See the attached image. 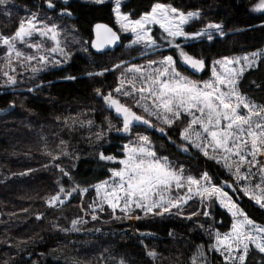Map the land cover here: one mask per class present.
Instances as JSON below:
<instances>
[{
	"label": "snow or ice",
	"instance_id": "snow-or-ice-1",
	"mask_svg": "<svg viewBox=\"0 0 264 264\" xmlns=\"http://www.w3.org/2000/svg\"><path fill=\"white\" fill-rule=\"evenodd\" d=\"M76 2L42 0V7L57 14L53 20L17 6L14 0H0V17L15 25L8 33L0 31V87L13 92L25 81L32 84L25 89L29 94L51 86L53 82L46 84L41 74L68 64L77 46L89 57L94 55L90 49L106 56L123 43L122 34H131L124 45L128 53L85 73L89 78L116 76L115 84L107 89L103 80L93 88L102 110L91 108L63 118V127L69 131L87 127L93 150L90 160L107 178L95 184L85 181L89 186L82 187L62 165L63 159L70 158L75 169L81 159L79 153L70 151L69 141L59 132L52 133L50 140L43 126L35 133L48 158L42 168L58 173L55 191L44 198L45 205L61 210L73 199L81 200L80 214L69 226L54 221L52 227L64 233L90 231L84 228L89 223L85 217L95 222L106 211L113 220L163 222L183 217L207 237L204 244H192L189 264H215L216 257L209 260L210 253L218 255L220 264H264V102L245 90V83L250 82L264 91V81L248 79L252 72L264 70V48L214 59L191 52L245 30H227L223 22L208 20L210 8L185 7L170 0H157L140 9L131 0H82L85 7L107 6L118 25L114 29L108 23H94L95 38L83 40L76 26L68 23L75 16ZM250 12L264 18V0H251ZM259 27L264 29V24ZM61 79L75 81L77 76L67 74ZM15 104L12 101L0 113L14 109ZM97 114L103 116L99 124L92 118ZM26 127L31 129L32 124ZM217 169L227 178L222 179ZM34 171L27 168L12 175L23 177ZM90 189L95 195L85 207L82 197ZM185 208L191 210L185 212ZM253 210L260 213L258 218H253ZM35 215L40 220L44 213ZM222 216L230 217L229 231H220L225 223ZM91 231L94 235L101 229ZM136 232L151 234L139 228ZM168 235L175 239L174 230L169 229ZM146 255L160 258L154 248ZM109 258L115 259L105 248L101 264ZM115 264L127 262L121 257Z\"/></svg>",
	"mask_w": 264,
	"mask_h": 264
},
{
	"label": "trees",
	"instance_id": "trees-1",
	"mask_svg": "<svg viewBox=\"0 0 264 264\" xmlns=\"http://www.w3.org/2000/svg\"><path fill=\"white\" fill-rule=\"evenodd\" d=\"M14 2L21 8L26 6L31 11H39L41 15H48L53 20L57 19L55 12L41 6L42 0H14ZM154 2L157 0H131L132 5L138 9ZM170 2L185 7L198 5L205 9L210 8L211 11H206L208 20L223 22L227 30H245L225 40H218L214 46L205 44L192 48L190 51L193 53L202 52L205 57L214 59L221 55H244L264 48V29L259 27L264 24V18H261L259 13L250 12L251 0H170ZM74 8L75 16L68 23L76 26L83 40L92 39L94 23H108L116 28L114 16L107 6L85 7L82 1L77 0ZM20 15H24L22 10ZM249 25L254 27L250 29ZM14 27V24H7L3 17L0 18V31L8 33ZM78 50L73 49V57L68 64L41 74L46 84L48 81L53 83L35 94L26 92L27 87H32L28 81H25L15 92L0 87V109H9L10 103L16 102L14 109L0 113V264L5 262L7 264H72L74 260L78 264H101L100 253L105 248L115 259L109 258L103 264H115V260L121 257L127 264H189L190 253L194 251L192 244H204L207 237L201 235L192 221L183 217H173L163 222L150 218L139 221L113 220L109 219L106 211L102 218L95 222L91 221L90 217H85L89 223L84 228L90 231L64 233L52 227L54 221L69 226V221L80 214L78 205L81 200L79 197L73 199L61 210L48 208L45 205L44 198L55 191L54 180L58 173L42 168V165L48 162V158L42 152V142L35 133L40 126H43L50 140L52 133L59 132L60 137L69 141L70 151L79 153L81 159L75 169H71L70 158L63 159L62 165L71 170L76 182L82 187L89 186L83 183L85 181L95 184L98 180L106 179L107 177L102 174L103 169L98 168L90 160L93 150L87 139L90 135L87 127L69 131L63 127V118L76 116L77 113L86 112L91 108L102 110L101 103L95 98L93 88L100 86L99 80H103L104 88L107 89L115 84L116 76L106 74V77L89 78L85 73L97 71L99 65L117 61L122 54L129 52L123 44L116 52L108 53L106 56L93 52L94 55L89 57L85 53L83 55L76 53ZM124 58L131 57L124 55ZM90 60H95L96 63L93 64ZM67 74L77 76V80L61 79ZM203 78L207 79L208 76L203 75ZM248 79L261 83L264 81V70L252 72ZM245 90L255 96L258 102H264V91L255 88L250 82L245 83ZM29 109L31 112L28 111ZM57 116L61 118L59 121L56 120ZM92 118L99 124L103 116L97 114ZM28 123L32 124L31 129L26 127ZM113 123L118 122L113 120ZM112 135L114 136L115 133ZM58 139L59 137L56 138ZM153 140L158 144L161 143L155 136ZM54 143L55 141L53 146ZM27 168L36 171L23 177L12 175ZM217 172L222 179L227 178L219 169ZM94 195L91 189L84 194L82 199L85 207ZM190 210L191 208H185V212ZM220 211L224 210L220 209ZM36 213H44L41 220L36 219ZM116 214H120L119 209ZM251 214L253 218L260 216L255 210ZM220 219L225 221L220 226V231H229L230 217L222 216ZM96 228L101 229V232L93 235L91 230ZM137 228L141 233L151 234H138ZM169 229L174 230L175 239L168 235ZM125 232L127 235H124ZM144 245L148 248L145 249ZM153 248L160 254L159 259L152 260L146 255V251ZM213 256L216 257L215 264H220L217 254L210 253L209 260H212Z\"/></svg>",
	"mask_w": 264,
	"mask_h": 264
},
{
	"label": "rangeland",
	"instance_id": "rangeland-1",
	"mask_svg": "<svg viewBox=\"0 0 264 264\" xmlns=\"http://www.w3.org/2000/svg\"><path fill=\"white\" fill-rule=\"evenodd\" d=\"M79 1H82V0H79ZM0 18H2V17H0ZM115 20V19H114ZM116 25V24H115ZM116 27H118V25H116ZM131 36V34H122V36H121V39H122V44L123 45H127V43H128V39L126 38V37H130ZM74 49H79V46H77L76 48H74ZM25 51H30L29 49H24ZM91 50V49H90ZM72 51H73V49H72ZM92 51V50H91ZM74 52V51H73ZM93 52V51H92ZM76 53H79V54H84V52H82V51H76ZM86 54V53H85ZM0 55H2V52H0ZM87 55V54H86ZM0 69H2V65H0ZM25 75H29V73H25ZM0 83H2V81H0ZM11 90V89H10ZM83 197H84V194H83Z\"/></svg>",
	"mask_w": 264,
	"mask_h": 264
},
{
	"label": "water",
	"instance_id": "water-1",
	"mask_svg": "<svg viewBox=\"0 0 264 264\" xmlns=\"http://www.w3.org/2000/svg\"><path fill=\"white\" fill-rule=\"evenodd\" d=\"M102 23V22H101ZM110 26V25H109ZM112 27V26H111ZM115 29V28H114ZM95 37H94V34H93V39H94ZM122 40V39H121ZM122 45V44H121ZM121 45L120 46H118V47H116V48H114V49H112L111 51H109L108 53H114V52H116L120 47H121ZM94 53H95V50H92ZM106 51V50H105ZM42 218V217H41ZM41 220V219H40Z\"/></svg>",
	"mask_w": 264,
	"mask_h": 264
},
{
	"label": "bare ground",
	"instance_id": "bare-ground-1",
	"mask_svg": "<svg viewBox=\"0 0 264 264\" xmlns=\"http://www.w3.org/2000/svg\"><path fill=\"white\" fill-rule=\"evenodd\" d=\"M92 39H93V33H92ZM191 202V201H190ZM179 218V217H178ZM193 241V240H192ZM194 242V241H193ZM190 249V248H189Z\"/></svg>",
	"mask_w": 264,
	"mask_h": 264
}]
</instances>
